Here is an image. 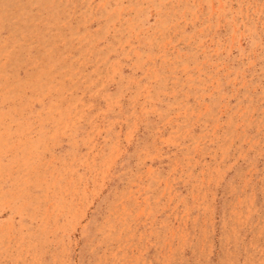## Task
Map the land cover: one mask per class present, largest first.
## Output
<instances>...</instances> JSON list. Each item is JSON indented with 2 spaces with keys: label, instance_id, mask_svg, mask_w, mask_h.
I'll use <instances>...</instances> for the list:
<instances>
[{
  "label": "rangeland",
  "instance_id": "374dc122",
  "mask_svg": "<svg viewBox=\"0 0 264 264\" xmlns=\"http://www.w3.org/2000/svg\"><path fill=\"white\" fill-rule=\"evenodd\" d=\"M0 264H264V0H0Z\"/></svg>",
  "mask_w": 264,
  "mask_h": 264
}]
</instances>
